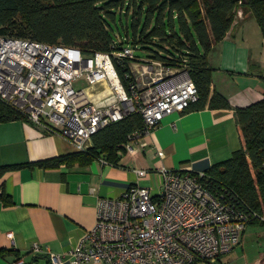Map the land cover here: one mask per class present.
<instances>
[{
  "label": "built area",
  "instance_id": "obj_1",
  "mask_svg": "<svg viewBox=\"0 0 264 264\" xmlns=\"http://www.w3.org/2000/svg\"><path fill=\"white\" fill-rule=\"evenodd\" d=\"M114 47L88 58L75 48L0 36V103L78 152L101 130L138 114L142 128L127 144L133 152L129 145L166 116L184 114L197 89L184 67ZM78 80L81 89L73 87ZM157 170L156 194L130 185L120 197L99 199L94 227L67 255L50 254V264H218L240 245L248 219L205 186L204 172Z\"/></svg>",
  "mask_w": 264,
  "mask_h": 264
},
{
  "label": "crops",
  "instance_id": "obj_2",
  "mask_svg": "<svg viewBox=\"0 0 264 264\" xmlns=\"http://www.w3.org/2000/svg\"><path fill=\"white\" fill-rule=\"evenodd\" d=\"M235 19L206 56L212 70L210 94L221 95L230 109L205 107L166 116L149 135L129 145L133 152L127 142L116 165L101 154L85 165L2 172L0 195L10 204L0 200V250L6 252L0 264H50V254L67 255L94 227L99 199L120 197L130 185L156 194L161 180L157 169L206 172L240 151L235 110L264 96V38L250 14L239 10ZM75 153L59 133L24 120L0 123V169ZM138 170L148 174L138 177ZM246 227L240 245L218 264H264V225ZM35 246L41 252H34Z\"/></svg>",
  "mask_w": 264,
  "mask_h": 264
},
{
  "label": "trees",
  "instance_id": "obj_3",
  "mask_svg": "<svg viewBox=\"0 0 264 264\" xmlns=\"http://www.w3.org/2000/svg\"><path fill=\"white\" fill-rule=\"evenodd\" d=\"M239 10L253 16L264 38V0H0V36L75 48L88 58L109 53L113 46H130L146 55L142 58L188 70L197 89V100L188 110L230 109L225 98L210 94L212 70L206 56L226 37ZM235 112L243 146L204 172V184L245 215L247 226L264 225V96ZM18 120L27 121L0 103V123ZM141 120L131 114L101 130L86 152L5 167L0 175L10 169L85 165L101 154L116 165L131 133L141 130ZM0 200L10 204L4 195ZM4 253L0 250V256Z\"/></svg>",
  "mask_w": 264,
  "mask_h": 264
},
{
  "label": "rangeland",
  "instance_id": "obj_4",
  "mask_svg": "<svg viewBox=\"0 0 264 264\" xmlns=\"http://www.w3.org/2000/svg\"><path fill=\"white\" fill-rule=\"evenodd\" d=\"M135 56L138 58V57H140V58H142V57H144V56H146L142 51H135ZM128 61V60H127ZM85 86V82H84V80H78L77 82H75L74 83V88L75 89H81V88H83Z\"/></svg>",
  "mask_w": 264,
  "mask_h": 264
},
{
  "label": "water",
  "instance_id": "obj_5",
  "mask_svg": "<svg viewBox=\"0 0 264 264\" xmlns=\"http://www.w3.org/2000/svg\"><path fill=\"white\" fill-rule=\"evenodd\" d=\"M235 1L239 3H245V0H235Z\"/></svg>",
  "mask_w": 264,
  "mask_h": 264
}]
</instances>
